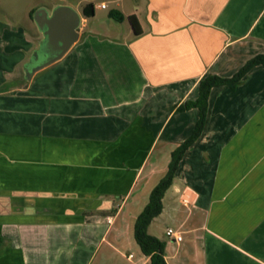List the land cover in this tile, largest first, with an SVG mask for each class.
Returning <instances> with one entry per match:
<instances>
[{
	"label": "crops",
	"instance_id": "0c3cea01",
	"mask_svg": "<svg viewBox=\"0 0 264 264\" xmlns=\"http://www.w3.org/2000/svg\"><path fill=\"white\" fill-rule=\"evenodd\" d=\"M115 2L123 21L82 10L79 41L29 82L41 34L0 24V264H149L136 220L199 120L178 107L264 53V0ZM163 204L148 231L167 264H264V67L211 91Z\"/></svg>",
	"mask_w": 264,
	"mask_h": 264
},
{
	"label": "trees",
	"instance_id": "16d2710c",
	"mask_svg": "<svg viewBox=\"0 0 264 264\" xmlns=\"http://www.w3.org/2000/svg\"><path fill=\"white\" fill-rule=\"evenodd\" d=\"M34 12V10L30 12V17L32 19ZM93 13V3H88L86 6H84L83 14L85 18L92 17ZM110 17L117 19L120 22L124 20V16L116 11H111ZM129 20L135 34L137 36L140 35V26L135 16L129 17ZM260 66L264 67V53H259L251 58L232 77H222L219 75L208 74L199 84L198 97L195 100H187L178 107V110L181 112L189 111L191 109H198L199 120L197 121L192 134L172 152L171 161L166 175L154 187L150 194L148 204L136 220L134 237L142 253L149 258V264H167L165 259V242L150 235L148 229L154 219L163 212L164 196L174 182L184 155L200 138L204 131L208 115L209 97L211 91L216 87H229L233 90L237 89L238 86L243 83L245 77L255 67Z\"/></svg>",
	"mask_w": 264,
	"mask_h": 264
},
{
	"label": "water",
	"instance_id": "95a60500",
	"mask_svg": "<svg viewBox=\"0 0 264 264\" xmlns=\"http://www.w3.org/2000/svg\"><path fill=\"white\" fill-rule=\"evenodd\" d=\"M33 20L41 34L36 49L24 67L25 80L61 60L80 39L82 18L78 11L60 5L51 11L38 10Z\"/></svg>",
	"mask_w": 264,
	"mask_h": 264
},
{
	"label": "rangeland",
	"instance_id": "374dc122",
	"mask_svg": "<svg viewBox=\"0 0 264 264\" xmlns=\"http://www.w3.org/2000/svg\"><path fill=\"white\" fill-rule=\"evenodd\" d=\"M93 1L97 7L102 2L108 5L107 9L96 8L97 18L96 21L103 24L105 21L110 20V12L123 10L118 7L116 0H90ZM88 0H0V24L2 26H10L14 28H21L23 30H28L30 33H36L35 36L38 37L37 26L35 25L33 19L29 17L30 11L37 12L41 9H46L48 11L60 5H67L74 8L78 12H82L84 5L88 3ZM95 21V22H96ZM94 25L93 21H89L88 29L92 30ZM121 30H126L129 27L128 20L123 24H118ZM81 30V29H80ZM20 78L23 76V72H20ZM137 197V196H136ZM134 200V198H133ZM148 201V198L146 199Z\"/></svg>",
	"mask_w": 264,
	"mask_h": 264
},
{
	"label": "built area",
	"instance_id": "2783aa9c",
	"mask_svg": "<svg viewBox=\"0 0 264 264\" xmlns=\"http://www.w3.org/2000/svg\"><path fill=\"white\" fill-rule=\"evenodd\" d=\"M101 8H107V5L106 4H102L100 6ZM166 234L168 237H173L175 238L178 242H181L183 240V237L181 234H179L176 230H174L173 228H168L166 230ZM129 257H133L132 255H130Z\"/></svg>",
	"mask_w": 264,
	"mask_h": 264
}]
</instances>
